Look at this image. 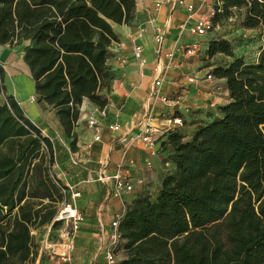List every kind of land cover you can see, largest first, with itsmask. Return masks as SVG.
<instances>
[{"label": "trees", "instance_id": "trees-1", "mask_svg": "<svg viewBox=\"0 0 264 264\" xmlns=\"http://www.w3.org/2000/svg\"><path fill=\"white\" fill-rule=\"evenodd\" d=\"M219 1L215 24L244 8V26L264 39V0ZM136 10L137 0H0V44H25L36 92L56 108L69 136L85 99L99 107L108 102L114 78L108 60L120 41L115 24L131 23ZM207 53L232 58L212 70L226 78L230 101L189 140L177 129L165 133L174 169L155 195L127 206L119 223L127 251L121 264H264V46L254 62L237 56L229 38H212ZM5 144L0 264H33L32 230L61 225L53 219L63 194L50 173L52 141L9 90L0 63V147ZM32 184L39 194L29 193Z\"/></svg>", "mask_w": 264, "mask_h": 264}, {"label": "crops", "instance_id": "crops-1", "mask_svg": "<svg viewBox=\"0 0 264 264\" xmlns=\"http://www.w3.org/2000/svg\"><path fill=\"white\" fill-rule=\"evenodd\" d=\"M159 1L161 3L157 5L152 0H137L134 20L129 24H115L120 41L113 44L111 60H108L114 72L107 93L108 102L99 107L85 99L73 128L74 136L66 133L56 108L37 94L31 70L23 60L25 44H0V63L6 70L9 90L42 135L52 141L54 181L57 177L62 184L72 185L73 190L80 193L73 201L83 213L84 221L74 237L71 260L65 264H107L105 246L112 219L117 213L125 212L135 198L155 195L162 177L170 166L173 167L170 150L164 142L166 134L159 135L154 145L141 140L125 142L120 139L127 131L132 134L142 132L139 118L147 108L155 115L150 118L152 123H164L173 113L183 117V125L177 130L184 140H189L197 127L221 116V106L230 101L226 78L217 79L222 85V93L213 82H190L187 78L195 73L201 75L212 71L216 66L213 64L216 54L210 57L207 53L213 37H208V33L196 37L181 24H192L198 15L210 11L217 0H190L195 5L192 11L184 5ZM160 27L166 29L162 45L158 42ZM196 39L202 42L201 51L185 56L184 46ZM137 44L143 46L144 65L134 55ZM161 69L163 80L155 88L161 95L180 96L176 104L150 98L153 82ZM90 115L98 118L99 131L88 123ZM114 121L120 123V129L109 127ZM96 133L100 134L99 139L95 138ZM119 168L128 171L133 186L115 195L112 180L107 181L104 175L112 176ZM124 243L122 238L117 254L119 264L127 257ZM47 264L56 262L50 260Z\"/></svg>", "mask_w": 264, "mask_h": 264}, {"label": "built area", "instance_id": "built-area-1", "mask_svg": "<svg viewBox=\"0 0 264 264\" xmlns=\"http://www.w3.org/2000/svg\"><path fill=\"white\" fill-rule=\"evenodd\" d=\"M155 4L159 5L161 2L159 0H152ZM166 2H172L173 5H184L189 11H192L195 8V5L190 0H165ZM219 4V5H218ZM222 6L221 2L217 0V4L214 5L210 11L204 12L198 15L195 18V21L188 25L186 22L182 23L181 26L183 28H187L189 33L200 37L208 32L212 31L215 28V22L213 17L217 11H221ZM166 29L165 27H160L158 29V42L162 45L164 36H165ZM159 45V46H160ZM202 47V42L200 39H196L195 41L188 43L183 48V54L185 56L192 55L194 53L199 52ZM161 49V48H160ZM134 55L135 57L139 58L140 63L142 65L145 64L146 58L144 56L143 46L137 44L134 46ZM172 52H169V55L172 56ZM162 73L163 70H160L158 77L153 82V92L151 96L153 99H161L162 101L169 103V104H176L180 100V96H167L161 95L160 92L155 88L162 83ZM188 80L190 82H199L202 80H207L210 82L215 83L216 88L223 92L221 84L217 83L218 77L214 75L212 71H207L205 74L199 75L198 73L188 75ZM34 98V97H33ZM149 107V106H148ZM103 115H106V111L104 109H99ZM155 117L152 114L150 108H147L146 112L142 117L139 118V123L143 125V130L141 133L132 134L130 132H125L120 135V139L125 142H133L136 140H141L148 145H154L156 143L157 138L159 135H164L170 130H175L179 126L183 125V117L180 115L173 113L172 115L166 118L164 123H152L150 118ZM88 123L94 127L97 131L100 129V123L98 118L95 115H90L88 117ZM109 127L113 130H118L121 128L119 122L114 121L109 124ZM96 139L100 138V134L96 133ZM106 180H112L113 182V194L118 195L122 193L125 189H130L133 186V181L130 177V174L127 170L119 168L114 172L112 176H106ZM59 178L56 177L55 182L60 186L61 192L63 194V200L60 202L58 211L53 219L54 221H60L61 225L66 223V226L61 228V238L62 242L60 245L63 247L61 251H55L54 245L52 243H48L49 248H52V252H55L58 255V259L62 261H69L71 260L72 254L71 250L74 245V237L80 228L82 222L84 221V215L80 211L79 207L73 201V198L77 197L80 193L79 191H74L72 185L69 184H62L58 181ZM70 194V197H68ZM124 215V211L119 212L115 215V217L111 221V230L109 232L108 242L105 246V257L107 260V264H119V259L117 258V254L120 251L121 247V240L122 236L119 231V223ZM48 237V236H47ZM48 240V239H47Z\"/></svg>", "mask_w": 264, "mask_h": 264}, {"label": "rangeland", "instance_id": "rangeland-1", "mask_svg": "<svg viewBox=\"0 0 264 264\" xmlns=\"http://www.w3.org/2000/svg\"><path fill=\"white\" fill-rule=\"evenodd\" d=\"M244 17V8H232L231 14L219 19V21L216 22L213 31L208 32L207 36L210 38L213 37L231 39L235 54L237 56L243 57L247 62H254L257 60L260 50L264 46V39L259 29H249L244 26ZM231 59L232 58L230 56L219 53L214 56L213 64L227 65ZM0 151H7V145L5 144L4 146H1ZM173 169L174 168L170 166V169H168L167 172H170ZM52 171L53 168L50 169L51 175L53 174ZM31 192H33L34 194H39L41 190L39 188H36L35 184H32L29 189V193ZM44 201L45 203L52 202V200L47 197L44 198ZM62 225L63 227H65L66 223ZM62 225L57 228H52L51 222H47L33 228L32 233L34 234L37 246V257L33 264H47L50 260H54L56 264H65V262H69L62 261L61 259L59 260L57 258L58 255H56L55 252H52V248L47 247L48 243H52L54 245L53 247L55 251H61V249H63V247L60 245V243L62 242V238L60 236L62 233Z\"/></svg>", "mask_w": 264, "mask_h": 264}, {"label": "bare ground", "instance_id": "bare-ground-1", "mask_svg": "<svg viewBox=\"0 0 264 264\" xmlns=\"http://www.w3.org/2000/svg\"><path fill=\"white\" fill-rule=\"evenodd\" d=\"M62 250V249H61Z\"/></svg>", "mask_w": 264, "mask_h": 264}]
</instances>
